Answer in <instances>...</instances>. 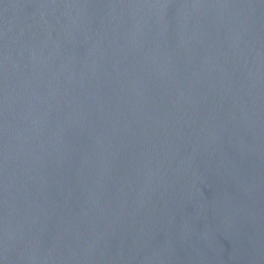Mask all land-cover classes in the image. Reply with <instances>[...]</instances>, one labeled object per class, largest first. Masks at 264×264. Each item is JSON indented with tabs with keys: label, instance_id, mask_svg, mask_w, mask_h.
<instances>
[{
	"label": "water",
	"instance_id": "water-1",
	"mask_svg": "<svg viewBox=\"0 0 264 264\" xmlns=\"http://www.w3.org/2000/svg\"><path fill=\"white\" fill-rule=\"evenodd\" d=\"M0 264H264V0H0Z\"/></svg>",
	"mask_w": 264,
	"mask_h": 264
}]
</instances>
